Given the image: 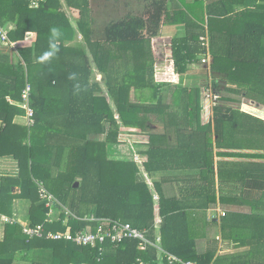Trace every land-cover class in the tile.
I'll list each match as a JSON object with an SVG mask.
<instances>
[{
	"label": "trees",
	"instance_id": "16d2710c",
	"mask_svg": "<svg viewBox=\"0 0 264 264\" xmlns=\"http://www.w3.org/2000/svg\"><path fill=\"white\" fill-rule=\"evenodd\" d=\"M177 1L181 6L171 9L166 0H143L141 14H127L96 32L90 0H39L34 4L32 0H0V24H15L8 38L17 45L16 52L0 51V156H12L19 167L18 182L8 188V183L2 184L0 214L11 217L13 202L23 200L30 203L27 224H43L45 232H94L102 219L127 223L145 231L152 243L159 238L161 249L181 263H219L215 241L207 243L204 254L197 253L187 211H206L216 203L217 192L221 203L228 199L232 204H244L246 193L225 198V188L239 187L242 192L255 184L253 190H264L259 185L264 184V152H234L252 137L261 138L264 149V120L214 106L211 120L202 124L198 87L176 88L155 81L152 41L161 37L167 22L183 25L184 36L170 43L173 72L182 76L191 64L199 65L209 55L212 69L217 75L224 73L225 84L230 86L220 89L213 82L218 100L236 103L251 92L264 98V64L259 60L264 26L245 23L237 29L238 16L225 9L227 0L207 5L205 12L203 0H194L200 12ZM225 22L234 25L225 28ZM202 37L207 42L201 41ZM94 70L103 75L102 84L92 82ZM27 86L33 125L22 127L13 121L25 115L20 105L25 102ZM150 115L166 127L164 132L147 134L143 171L133 158L107 155V146L118 143L121 126L149 132L146 116ZM90 135L104 136V140L89 141ZM214 156L221 159L216 164ZM236 158L243 161H232ZM253 158L263 162L249 160ZM157 173L166 174L159 182L148 183L146 177ZM168 181L178 185V197L164 191ZM38 182L73 216L61 215L58 222L49 224L48 210L36 204ZM16 184L20 191L13 194L11 185ZM259 195L258 206L250 203V214H230L221 220V227L234 230L231 237L236 245L264 246V192ZM35 252H49L51 260L40 262ZM158 256L153 246L136 240L83 247L66 241L28 239L19 223L6 225L0 241L2 264L14 260L137 264V259L152 264ZM163 264H168L165 258Z\"/></svg>",
	"mask_w": 264,
	"mask_h": 264
},
{
	"label": "crops",
	"instance_id": "0c3cea01",
	"mask_svg": "<svg viewBox=\"0 0 264 264\" xmlns=\"http://www.w3.org/2000/svg\"><path fill=\"white\" fill-rule=\"evenodd\" d=\"M39 0H32V3H37ZM169 7L171 9H175L179 6H181L180 2L177 0H166ZM185 2L189 7H192L195 12H200V7L199 3L194 2V0H181V2ZM91 2V0H90ZM214 2H219V0H203V12L206 11L207 5L214 3ZM227 4H225V9L232 14H236L238 17L236 18V28L241 29L242 26L245 23H254V24H261L264 26V0H227ZM62 9L66 16L71 19V14L69 9L65 4L62 2ZM224 8H220L219 10H223ZM241 13H244L240 16ZM207 22H208V17L204 14V26L207 28ZM232 22H225L223 25L225 28H232L233 27ZM7 29L9 31L15 29V24L13 22H8L5 24ZM174 28V27H182L184 29L183 25H171L170 22H167L164 27L166 28ZM163 33V32H162ZM170 33V32H168ZM161 37L159 39H155L154 41H160L162 40L163 37H165L164 34H160ZM172 35V34H171ZM169 37V36H167ZM171 37V36H170ZM78 40H81V36H77ZM171 39H174L173 36ZM207 42V38H206ZM0 51L3 53H11L15 52L10 50L8 47H1ZM260 63L264 64V39L261 43V49H260ZM207 58V57H206ZM171 59V58H170ZM202 61V59H201ZM213 61V60H212ZM157 62L154 64V78L155 81L158 84H167L171 86H176L179 88H196L193 87L192 84L195 83V77H198V73L195 72L194 66L196 64H191L188 67V72L182 76H179L173 72L172 69V60H168L166 63L163 60H157ZM163 62V63H162ZM201 63V62H200ZM165 66V67H164ZM199 66V65H198ZM94 78L96 79L97 77L101 78V81L103 79V75L98 73L97 70H94ZM161 75V76H160ZM249 78L253 76V72H249L248 74ZM93 79L92 82H97ZM194 81V82H193ZM197 81V80H196ZM101 83V82H100ZM103 83V82H102ZM101 83V84H102ZM220 85V89H223L224 87H230L229 85L225 84V81L222 80ZM163 89H165L163 87ZM167 89V88H166ZM103 97L107 99V95L104 93ZM218 99V96H217ZM219 101V100H218ZM170 103V99L165 102V104ZM202 103V108L203 107V102ZM229 108H233L237 111L243 112L245 114L251 115L252 117L258 119V120H264V98L261 97L260 95L251 92L247 95L245 98H240L239 102L236 103H229L225 102ZM14 105H17L16 103H13ZM230 105H233L231 107ZM18 106V105H17ZM235 106H240L239 109H236ZM242 108V109H241ZM250 109V112H246L245 110ZM204 113V112H203ZM202 113V114H203ZM114 117L118 119V115L114 111ZM157 120H159L157 118ZM14 124L18 126H24V127H29L32 126L29 124L27 121L26 115H21V116H16L14 118ZM202 124H205L203 120H201ZM207 123V122H206ZM158 124V130H162V132L165 131L166 125L162 121L157 122ZM156 124V125H157ZM157 127V126H156ZM0 128H1V122H0ZM131 130V129H130ZM129 129H126L124 127L119 128V135H118V143L117 144H109L107 146V155L111 157H120V158H132V150L130 149V142H131V135L133 132H131ZM133 136V135H132ZM135 136V135H134ZM119 138L123 139L122 141L125 142L123 144H120L122 142ZM89 141L92 142H102L104 140V136L100 135H90L88 137ZM128 140V141H127ZM148 143V142H145ZM147 144H144L143 147L147 149ZM139 148H141L140 145H138ZM142 149V148H141ZM146 149L139 150L141 153L136 156H141L143 159V162L146 160L145 156L142 154ZM263 143L262 139L259 137H252L251 142L247 144L246 146H242V149L239 151H234L237 153H247V154H255V155H260L263 154ZM216 150H214V153ZM135 156V155H134ZM221 159L218 157L214 156V162L216 164L217 161H220ZM252 162H263L261 159H249ZM137 162L136 160H134ZM232 161H243V159L236 158L233 159ZM138 164L140 170L143 171L142 168V163ZM145 173H143L144 175ZM166 173H157L154 174L152 178H148L147 182L152 183V182H159L160 179L163 177V175ZM174 174V173H171ZM18 175H19V167L17 161L12 157V156H0V190L2 187V184L5 182L8 183L6 184V187H9V184L16 183L18 182ZM53 175H56V169L53 171ZM171 176V175H169ZM16 181V182H15ZM171 181H168L163 185V189L168 194L170 197H178L179 196V189L177 184H171ZM254 184V182H253ZM5 185V184H4ZM259 185H262L264 187V184L259 183ZM19 185H11V191L13 194L19 193L20 189L18 187ZM255 184L252 186L251 190H247V188L241 192V189L239 187L236 188H225L222 192L225 198H239V195L246 193L247 198L244 200V204H232L228 201V199H225V203H221L219 199V193L217 192V200L215 204H211L209 208L206 211H198V210H189L187 211V214L189 215V229L192 237L195 239L196 242V251L198 254H204L206 249H207V243L208 242H214V247H216V255L220 261L218 264H245L247 261H254V262H259V263H264V246L261 244L254 246L253 248L251 247H242L241 245H236L237 242L233 241L231 235L233 234L234 230H231L229 228H223L221 227V220L227 215L230 214H237V215H243V214H250L252 212V207H250V203L253 204L254 206L259 204L260 200V193L264 192L261 191L259 192L258 190L255 191L253 190L255 188ZM261 187V186H260ZM217 188V187H216ZM48 191V190H47ZM50 193V192H49ZM51 194V193H50ZM252 194V195H251ZM38 195V191H37ZM53 195V194H52ZM244 195V194H243ZM251 195V196H250ZM55 197V196H54ZM58 200V199H57ZM241 201V200H240ZM264 201V199H263ZM189 203V200L187 201ZM192 203V201H191ZM36 204H41L38 198V202ZM30 209V203L27 201L23 200H15L13 202V210H12V216H8L5 214H0V241L3 239L4 235V227L6 224L1 220L2 217H7L10 219H13L17 221L20 224H27L28 223V213ZM222 214H224L222 216ZM60 212L56 211L53 213L51 222H48L49 224L56 223L60 220L61 218ZM65 217V216H64ZM67 218V217H66ZM67 220H63V224H65ZM236 243V244H235ZM49 252H44L42 254L35 253L34 257L37 258L40 262L43 261L42 259L47 257L46 255ZM50 254V253H49ZM2 264V263H0ZM4 264V263H3ZM5 264H30L29 262H24V261H13L11 263H5ZM212 264V263H211Z\"/></svg>",
	"mask_w": 264,
	"mask_h": 264
},
{
	"label": "rangeland",
	"instance_id": "374dc122",
	"mask_svg": "<svg viewBox=\"0 0 264 264\" xmlns=\"http://www.w3.org/2000/svg\"><path fill=\"white\" fill-rule=\"evenodd\" d=\"M90 9H91V15L94 19V29L96 32H100V30H102L103 27H105V25L111 21L118 20L119 18H122L127 14H135V15L141 14L144 9V2L143 0H91ZM160 33L164 34L165 37H163L162 40L160 41L152 42V47L154 50V58L155 61L161 59L166 63L171 58V49H170L171 37L172 36L173 38L183 37L184 29L182 27L171 28L170 26V28L164 27V29H161ZM80 41L81 40L77 39L78 44L80 43ZM156 63L157 62H154V64ZM212 63H213L212 58L209 55H207V58L204 59V63L201 61L199 66L198 65L194 66L195 72H197L199 75L198 77H195L196 78L194 80L195 83H193L192 86L198 87L200 89V97L202 99L203 107H204L203 108L204 113L202 114V120L204 123H206L209 120V118L211 120L212 108L214 106L228 107V105L225 102L218 101L217 93L212 86L213 82H216V84L221 85L222 84L221 81L224 80L226 76L224 73L221 75H217L216 71L212 69ZM92 77H93L92 78L93 81V79H95L94 74ZM95 80L101 83L103 82V79L101 81V78L99 77H97ZM230 106L233 107V105ZM235 108L239 109L240 106L238 107L235 106ZM245 111L250 112V109H247ZM146 120L147 122L149 121L150 123L149 132L141 131V130H130L131 132H133L132 133L133 136L131 135V137H129L132 139L129 146L130 149L132 150V155H133L132 158L137 161L136 162L137 164H141V162H143L144 158L136 155L137 154L139 155L141 153V151L139 150L146 149L144 148L145 146L143 147V145L147 144L145 142H148L147 134L150 132L151 134L162 132V130L161 131L158 130L157 122H159V120H157V117L155 118L153 115L146 116ZM119 139L121 141L123 140L121 138ZM119 143L123 144L125 142L119 141ZM138 145H140L142 149L139 148ZM46 256L47 257L43 258V260L50 261L51 260L50 254L48 253Z\"/></svg>",
	"mask_w": 264,
	"mask_h": 264
},
{
	"label": "built area",
	"instance_id": "2783aa9c",
	"mask_svg": "<svg viewBox=\"0 0 264 264\" xmlns=\"http://www.w3.org/2000/svg\"><path fill=\"white\" fill-rule=\"evenodd\" d=\"M9 30L5 25L0 24V48L1 47H8L10 50L15 51L17 49V45L15 42H12L8 38ZM201 41H205L206 37H202L200 39ZM206 59V58H204ZM204 59H202V62L204 63ZM28 93H29V86L26 87L24 91V104L20 105L25 111V115L27 118V121L30 125H33V111L28 105ZM38 198L40 203L48 210L47 212V222H51V218L54 212L58 211L61 214H63L65 217L73 216L71 212L66 209L52 194H50L47 189L45 188L44 184L42 182H38ZM224 214H222L223 216ZM1 220L6 225H12L15 223H18L17 221L2 217ZM90 220H94L93 217L90 218ZM100 225L92 231L84 230L81 232H75L72 233L70 230H66L65 232H52V231H44L43 224H38L35 226H29L28 224H20L22 227V233L28 238H45L46 240L51 241H66L73 243L77 246H89V247H96V246H102L106 242L118 245L124 240H136L141 242L145 246H153L158 251V261L157 263L152 264H163V259L165 258L167 260L168 264H196L195 262H186L181 263V261L164 252L159 244V238H157L156 243L150 242L145 234V231H140L139 229L133 228L130 224L117 222V221H111L108 219H102L100 220ZM66 224V223H65ZM137 264H150L145 263L141 261L140 259H137Z\"/></svg>",
	"mask_w": 264,
	"mask_h": 264
}]
</instances>
